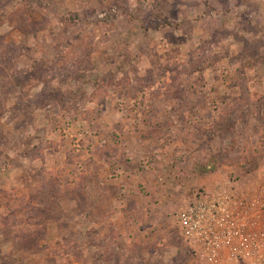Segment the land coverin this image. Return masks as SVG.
I'll use <instances>...</instances> for the list:
<instances>
[{"label":"rangeland","instance_id":"1","mask_svg":"<svg viewBox=\"0 0 264 264\" xmlns=\"http://www.w3.org/2000/svg\"><path fill=\"white\" fill-rule=\"evenodd\" d=\"M228 180L264 189V0H0V264H204L175 213Z\"/></svg>","mask_w":264,"mask_h":264},{"label":"built area","instance_id":"2","mask_svg":"<svg viewBox=\"0 0 264 264\" xmlns=\"http://www.w3.org/2000/svg\"><path fill=\"white\" fill-rule=\"evenodd\" d=\"M175 218L197 261L264 264V189L248 197L231 180L198 188Z\"/></svg>","mask_w":264,"mask_h":264}]
</instances>
